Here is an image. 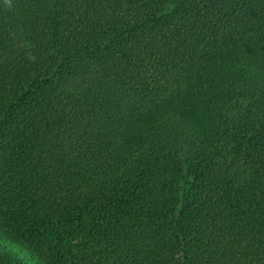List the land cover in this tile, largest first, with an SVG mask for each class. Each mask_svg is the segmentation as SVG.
<instances>
[{
	"label": "trees",
	"instance_id": "trees-1",
	"mask_svg": "<svg viewBox=\"0 0 264 264\" xmlns=\"http://www.w3.org/2000/svg\"><path fill=\"white\" fill-rule=\"evenodd\" d=\"M0 264H264V0H0Z\"/></svg>",
	"mask_w": 264,
	"mask_h": 264
}]
</instances>
